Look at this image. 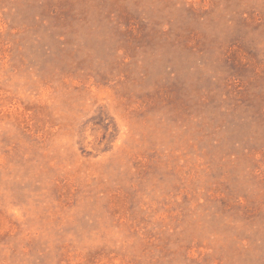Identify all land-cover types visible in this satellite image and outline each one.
I'll return each mask as SVG.
<instances>
[{"label":"rangeland","instance_id":"rangeland-1","mask_svg":"<svg viewBox=\"0 0 264 264\" xmlns=\"http://www.w3.org/2000/svg\"><path fill=\"white\" fill-rule=\"evenodd\" d=\"M0 264H264V0H0Z\"/></svg>","mask_w":264,"mask_h":264}]
</instances>
